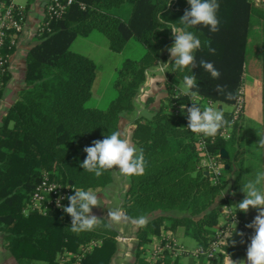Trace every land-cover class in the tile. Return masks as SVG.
I'll return each mask as SVG.
<instances>
[{
  "label": "trees",
  "instance_id": "1",
  "mask_svg": "<svg viewBox=\"0 0 264 264\" xmlns=\"http://www.w3.org/2000/svg\"><path fill=\"white\" fill-rule=\"evenodd\" d=\"M72 1L62 18L51 21L38 36V43L28 51L25 87L18 92L0 124V233L5 250L17 264H111L118 232L106 218L97 217L102 220L94 231L74 233L70 228L71 217L63 209L45 215L24 211L44 176L51 182L91 189L97 194L110 183L111 171L96 177L80 167L87 155L83 149L118 131L121 115L133 109V101L149 70L159 60L170 62L164 53L174 41L168 37L170 30L157 21L156 14L159 12L166 20L182 26L179 20L185 10H190L187 0ZM127 1L131 9L126 19L111 12ZM218 3V32L212 33L203 26L190 30L201 41L211 40L215 54L204 47L196 53V59L212 62L220 77L213 79L202 67L193 71L197 98L232 107L236 99H225L216 88L222 86L225 92L237 97L243 86L252 22L253 19L264 22V9L253 0H218ZM92 31L103 34L109 50L115 53L121 52L130 39L144 48L138 59L122 60L113 80L116 95L102 109L85 105L95 79L94 61L70 50L76 37H86ZM261 68L264 74V43ZM163 73L166 96L159 107L150 117L138 116L133 120L132 141L138 151H143L146 169L143 176L128 177L121 209L130 218H146L160 212L147 219L145 226H137L133 264H179L181 257L175 258L167 250L154 262L145 258V247L168 230L176 232L181 228L195 241L196 247L206 248L219 217L225 216L221 212L223 207L229 208L242 222L245 234L234 242L227 239L212 260L197 262L189 258V264H226L228 256L237 261L247 252L254 230L246 227L251 221L237 208L242 181L234 162L240 159L244 149L241 136L253 131V127L244 124V117L239 123L232 122L231 111L222 110L231 122V127L226 128L230 137L217 136L213 143H207L206 156L215 158L223 167L218 174L205 176L200 167L204 155L197 148L196 136L185 126L184 117L169 111L172 103H190L192 98L175 88L183 83L185 74L193 73L176 71L171 64L163 66ZM8 78L7 71L4 83ZM262 100L264 115V79ZM151 102L149 97L147 103ZM222 149L228 153L226 161L219 156ZM68 205L69 201L65 207ZM91 242L94 245L85 251Z\"/></svg>",
  "mask_w": 264,
  "mask_h": 264
},
{
  "label": "clouds",
  "instance_id": "2",
  "mask_svg": "<svg viewBox=\"0 0 264 264\" xmlns=\"http://www.w3.org/2000/svg\"><path fill=\"white\" fill-rule=\"evenodd\" d=\"M190 10H185L184 15L179 20L180 25L170 22L162 17L161 13L156 14V19L160 24L166 26L172 33L173 44L167 49L170 54V62L163 63L165 67L169 64L174 66V70L185 74L183 85L185 94L195 100L198 93V85L194 69L203 68L213 79L220 77V72L212 62L201 59L197 61L196 53L208 48L210 54H215V48L211 47V40L201 39L190 29L203 26L210 32H218L220 20L218 18V0H187ZM170 6V4H169ZM174 61V63H172ZM216 91L225 95V99L234 100L237 97L232 92H225L222 86H217ZM187 108L188 127L192 133L201 137L202 140L214 139L221 130L231 127V122L225 118L224 112L212 106L201 107L197 103H191ZM258 145L264 148V138L260 137ZM87 154L86 159L80 165L84 171L93 173L100 177L107 171L116 172L125 177L143 176L146 169V161L142 150L137 147L121 132L113 131L110 135H104L102 140H95L91 146L83 149ZM241 191L245 198L237 204L238 211L245 214L249 209H255L257 215L246 227L254 230V235L250 238L247 246V261H233L228 256V264H264V171L257 172L254 180L246 182ZM74 195L66 197L69 205L64 207L60 200H57V207H62L63 211L71 217V231L81 233L94 231L100 226L101 220L92 214L93 208L101 207V200L93 190L75 189ZM108 218L113 224L131 222L134 225L145 226L147 219L143 216L130 218L120 210L108 211ZM236 224V219L234 221ZM243 236V233H240Z\"/></svg>",
  "mask_w": 264,
  "mask_h": 264
},
{
  "label": "crops",
  "instance_id": "3",
  "mask_svg": "<svg viewBox=\"0 0 264 264\" xmlns=\"http://www.w3.org/2000/svg\"><path fill=\"white\" fill-rule=\"evenodd\" d=\"M42 3H43V0H33L27 5V18H26L25 28L23 32L19 35L17 45L13 49V52L9 57V64H8L9 78L6 81L3 91H2V102L0 103V124L2 123L6 115L8 114L10 107L16 101L18 92L25 87V83H24L25 59H26V55L28 51L30 50V48L38 43L36 39L39 38L38 37L39 35L37 34L36 30H37V27L41 24L43 17H44V13H45V9L44 7H42ZM119 8L120 7L115 8L111 12L115 16L121 19H126L120 16ZM92 34H93V31L86 37H80V36L76 37L70 44L71 50H73L74 42H76L78 38H84V40H86L87 43L89 44H91L95 40L97 42L102 40L97 35H94V37L91 38V36H93ZM168 35H169L168 36L169 38H173L171 31H169ZM93 48H94L93 50L88 48L87 49L88 52H84V55H88L94 61L96 65V71L99 67L98 63L101 62V60L104 62V64L106 63L107 72L105 71V75L107 79L105 78V83H108V81L110 80V76H112L113 73L116 74L115 72L116 69L118 68L122 60H124L125 58H123V56L120 55L122 51L119 53H115V52L110 51L109 49H107L109 50L107 51L103 46L99 48V46L97 45L94 46ZM139 53L143 54V48L139 47ZM164 54L167 55L168 58H170L169 56L170 54L168 51L165 52ZM163 63L164 62L162 60H159L157 62V64L155 65L157 67V70L152 73V76H150L151 72L149 71L146 81L143 84L144 94L140 97L135 98V100L138 98L142 99L144 103L142 105V108L144 106L147 108H151L152 112L155 111L159 107L160 101L162 100V98L166 96V90L164 87L165 77L163 73V66H164ZM245 71H246V65L244 64L243 86H244L245 94H246L244 124L250 125L251 127H253V130L254 128H257L260 130V132H263L262 123H263L264 115H263L262 85H263L264 74L261 68V54H260V61L256 63L253 74L248 75V77H245ZM156 72L159 74V76L155 75ZM95 78H96V72H95ZM178 90L182 93H185V91H182L179 88ZM149 97L152 98L151 103H147V99ZM118 127H119V131H121L131 142H133L132 132L135 126L133 125V120L129 121L125 113L121 115L119 122H118ZM252 133L253 131L242 135L241 136L242 142H245L246 140H251ZM260 137L264 138L263 135H260ZM260 137L258 138V140H260ZM258 143H257V146H258V151L260 153V157L264 159V148H261L258 145ZM241 150H242V153H241L240 159L235 161L234 165L236 167H239L240 177L242 181L243 175L246 172V163L248 160V153H245V148ZM232 178L233 176L231 175L230 179L232 180ZM116 179L118 183L119 181L118 175ZM112 182H113V174L111 171L110 183L106 185L102 189V191H100L97 194L98 199L101 200V207L93 208L92 214L95 215L96 217L106 218L118 232V235L116 237L117 250L112 257L111 264H133L135 260V250H136V239H135L134 234H135L137 225L132 224L130 221L123 222L120 224H113L109 220V218L105 216V213H104L102 202L106 201V194L110 193L111 188L109 187V185L112 184ZM128 184L123 186V194L125 190L128 188ZM242 187H243V182H242ZM244 198H245V195L242 192L241 201ZM119 210L123 212V210L121 209V203H120ZM221 212L224 214V208L221 209ZM158 214H160L159 211L153 212L149 216H147L146 219L153 218L157 216ZM242 214L244 216L245 213L242 212ZM171 215H176V213H171ZM250 216H251L250 213H247V215L244 217L248 218L251 221ZM223 217L224 215H222V220H223ZM222 220H221V223H222ZM217 227L218 225L215 227L214 232L217 229ZM180 235L186 236L184 234L183 229L181 228H179L176 232H171L169 230L164 231L161 235V238L153 239L152 243L145 247L146 249L145 258L147 260L148 259L150 260L152 251L158 245L163 244L162 243L163 241L174 240L180 245H182L179 242ZM230 240L231 242L235 241L232 238ZM239 260H243L245 262L247 261L246 252L240 256ZM225 263L228 264V260ZM0 264H17L16 261L13 259V257L9 254L7 250H5L3 246V234L2 233H0ZM179 264H189V263H187L185 258L184 259L181 258L179 260Z\"/></svg>",
  "mask_w": 264,
  "mask_h": 264
},
{
  "label": "built area",
  "instance_id": "4",
  "mask_svg": "<svg viewBox=\"0 0 264 264\" xmlns=\"http://www.w3.org/2000/svg\"><path fill=\"white\" fill-rule=\"evenodd\" d=\"M24 3H20L18 0H0V103L2 102V91L5 86L3 76L8 71L9 57L6 51L13 50L18 41L19 35L25 28L27 18V5L29 0H21ZM255 5L264 9V0H253ZM73 3L72 0H49L45 6V13L41 24L37 27V34L40 35L45 27H48L49 23L53 20L62 18L69 6ZM84 7V6H82ZM176 91L178 89L175 88ZM144 94V86L142 85L138 90L137 97ZM175 98H177L175 96ZM197 103L201 107L212 106L222 110L220 103H213L212 101L196 98L191 99L188 104L172 103L169 111L174 115L184 117L186 119L185 126L188 127L187 121V108L183 106L191 107V103ZM246 107V94L244 86H242L237 94L236 101L231 107L232 122H240L244 117V111ZM197 139V148L204 155L200 161V167L203 171L209 174H218L220 169V163L212 157L206 156L207 143H213L214 139L202 140L201 137L194 134ZM219 138L228 139L230 137L227 129L221 130V133L217 135ZM76 188L70 185H61L58 183L51 182L47 176H44L39 184L35 187L32 195L30 196L28 208L24 211L25 213L32 211L39 214L45 215L50 211L62 210V207H57V200L60 197H65L60 200L61 205L64 207L68 203L66 197L74 195ZM225 216L224 224L213 234L209 245L205 247H195L187 249L183 245H180L174 240L165 241L163 244L158 245L150 256V261L154 262L159 258V255L164 251H169L173 257L181 258H193L196 261L201 259L203 261L212 260L215 255L220 251L222 245L226 242V239L230 237V234L236 232L240 237V233L245 234V228L242 222L236 217L235 214L227 207H224ZM234 217L236 224L233 222ZM94 243H90L84 250L91 248ZM80 259V258H79Z\"/></svg>",
  "mask_w": 264,
  "mask_h": 264
},
{
  "label": "rangeland",
  "instance_id": "5",
  "mask_svg": "<svg viewBox=\"0 0 264 264\" xmlns=\"http://www.w3.org/2000/svg\"><path fill=\"white\" fill-rule=\"evenodd\" d=\"M18 1L20 3H24L21 0H18ZM119 9H120L119 10L120 16H122L123 18H127L130 13L131 3L127 1L123 5H121ZM92 35L93 36H91V38L94 37V35H97L102 40L98 42L95 40L94 42L89 44L87 43L86 40H84V38H78L76 42H74V45H73L74 51L73 50L72 51L84 55V52H88L87 51L88 48L93 50L94 49L93 47L96 45L99 46V48L103 46L106 50L109 49L107 39L103 34H101L98 31H93ZM36 40L39 41V39H36ZM262 43H264V22L259 21L257 19H253L252 30L249 35L247 51H246L245 77H248V75L253 74L256 63L260 61ZM139 47L143 48V46L139 42H137L135 39H131L127 43L125 48L122 50L120 55H122L123 58L138 59L142 55V53H139ZM143 52H144V48H143ZM85 56H88V55H85ZM98 66L99 67L96 71V78L91 88V97L89 98V100L86 102L85 105L89 108H101L102 109V108H105L107 104L110 102V100H112L116 95L115 89L113 88V80L115 78V73H113L112 76H110V80L108 81V83H105V78L107 79L105 75V71L107 72L106 63L104 64V62L101 60V62L98 63ZM156 70H157V67L153 66L149 70L151 72L150 76H152V73L155 72ZM155 75L159 76L157 72L155 73ZM178 88L184 91L183 83H179ZM143 104H144L143 100L140 98L133 101V109L131 111L125 112V115L129 121L134 120V118L138 116H144V117L151 116L152 109L147 108L145 106L142 108ZM222 110L231 111L232 109L231 107H227L223 105ZM260 135L264 136V131L260 132L259 129L254 128L253 133L251 134V137H252L251 140H246L244 142L245 153H248V160L246 163V172L244 173L243 178H242L243 185L249 180H254L255 174L257 172L264 171V159L260 157V153L258 151V146H257V143L259 142L258 138L260 137ZM222 167H223V164L220 163L219 172L221 171ZM112 174H113V182L112 184L109 185V187L111 188V191L110 193L106 194V201L102 202L104 213H105V216L107 217H108V211L119 210L121 199L123 197V186L128 184V177L122 176L113 171H112ZM117 175L119 178L118 183L116 179ZM225 211L227 210H224V213ZM248 213H250L251 215L250 219L251 221H253L255 216L257 215V211L255 209H249ZM246 215L247 214H244V216ZM221 220H222V215L219 217L220 223L218 224V227L215 230V232L220 228V226H222L225 223L224 217H223L222 223H221ZM237 237L239 238L238 234L234 232L233 234H230V237L227 239L232 238L233 240H235L237 239ZM179 242L187 249H192V248H195L196 246L195 241L192 238L188 236H184V235L179 236ZM185 260L187 261V263H189L190 261L189 258L188 259L185 258ZM201 261L207 262V261H203L202 259ZM197 262H199V260H197ZM36 264H45V263L37 262Z\"/></svg>",
  "mask_w": 264,
  "mask_h": 264
},
{
  "label": "water",
  "instance_id": "6",
  "mask_svg": "<svg viewBox=\"0 0 264 264\" xmlns=\"http://www.w3.org/2000/svg\"><path fill=\"white\" fill-rule=\"evenodd\" d=\"M48 2H49V0H43L42 7H45L46 4H47ZM219 156H220V158H221L223 161H226V160L229 159L228 153H227L224 149H222V150L220 151ZM224 168H227V165H224ZM207 174H208L207 172H204V175H205V176H207Z\"/></svg>",
  "mask_w": 264,
  "mask_h": 264
}]
</instances>
